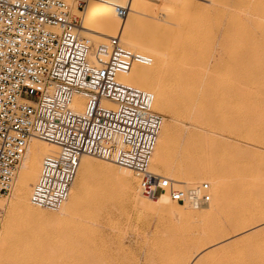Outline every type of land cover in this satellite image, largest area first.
Returning a JSON list of instances; mask_svg holds the SVG:
<instances>
[{"label": "rangeland", "instance_id": "obj_1", "mask_svg": "<svg viewBox=\"0 0 264 264\" xmlns=\"http://www.w3.org/2000/svg\"><path fill=\"white\" fill-rule=\"evenodd\" d=\"M193 1V8L184 10L165 0L154 8L146 6L144 34H152L154 22L176 29L184 41L178 48L186 49L190 65L200 77L197 88L202 96L219 101L227 94L233 101L240 37L249 27L255 29L256 22H264V13L252 15L251 4L258 0ZM163 50L170 53L174 48ZM161 82L166 85L161 87ZM161 82L156 87L169 94L172 81ZM159 106L154 109L164 118L160 134L164 125L173 127L168 157L177 167L198 163L212 166L218 173L225 170L228 194L221 195L218 187L202 179L200 182L211 185V202L198 209L185 204L192 216L178 221L171 216V203L182 204L168 194V203H149L139 193L134 173L88 155L95 162L93 171L82 185L78 171L70 197L81 189V200L66 214L34 206L29 218L19 217L11 208L16 186L8 196H0V264H94L92 256L109 264H186L201 256L200 264H264V99L251 126L232 118L222 124L224 109L217 103L203 111L205 129L195 132L188 128L186 115ZM157 165L151 159L149 169L184 180L183 173H169ZM223 203L227 208L221 210ZM80 212L86 219L72 225L71 219Z\"/></svg>", "mask_w": 264, "mask_h": 264}, {"label": "built area", "instance_id": "obj_2", "mask_svg": "<svg viewBox=\"0 0 264 264\" xmlns=\"http://www.w3.org/2000/svg\"><path fill=\"white\" fill-rule=\"evenodd\" d=\"M133 1L0 0V196L11 193L30 142L40 139L57 151L43 158L32 186L38 208L56 211L68 199L82 155L130 169L149 199L165 193L194 207L212 200L208 182L188 186L149 170L164 118L152 92L120 77L153 58L121 34L98 42L82 34L91 2L124 21Z\"/></svg>", "mask_w": 264, "mask_h": 264}, {"label": "bare ground", "instance_id": "obj_3", "mask_svg": "<svg viewBox=\"0 0 264 264\" xmlns=\"http://www.w3.org/2000/svg\"><path fill=\"white\" fill-rule=\"evenodd\" d=\"M160 1L134 0L132 3V13L123 22L112 12L109 6L97 2H91L88 6L82 34L91 37L96 42L106 40L110 36L121 34L122 42L130 49H140V52L143 50L146 54L149 53L148 55L151 57L153 56L152 58L153 61L155 59V62L152 61L151 64L148 65L135 64L131 71L126 75L121 76L120 79L140 89H149V91L154 94L153 107L155 105H160L161 107H159L162 110H172L176 113L186 115L190 119L188 122V128H190L191 131L195 132L197 130L205 129V121L202 119L201 115L203 111L211 109L216 106L217 103L224 109V114L222 115L223 117L221 120L222 124L228 123L232 118L244 125L248 124L251 126L259 108V103L264 99V22H256L254 24L255 29L249 27L247 30L243 31L240 37L236 51L237 70L236 82L234 85L236 93L235 99L231 101L229 95L224 94V97L220 98L219 101H215L209 97L204 98L201 92H199L197 87L198 83L201 82L199 79L200 77L193 71L190 65V58L185 52L186 49L183 47L178 48L179 45L184 43V41L178 36L176 29L163 25L160 22H154V29L151 30L152 34L145 36L144 29L146 28L143 23L146 14L145 7L148 6L149 8H154ZM165 1L179 7L180 9L186 8L193 3L195 4L193 0ZM245 1L246 0H238V2L241 3ZM190 7L193 8V6ZM251 7L253 8L252 15L254 12H256L255 15L260 14L261 12L264 13V0H258V2L251 4ZM256 17H258V15ZM156 19L159 18L156 17ZM147 43H151L153 46L149 47L147 46ZM170 46L174 48V50L170 53H166L163 49ZM150 75H154L155 78H150ZM162 79L172 81L169 94H166V90H159V87H156ZM162 84L166 85L161 82V87L164 86H162ZM224 90L227 92L226 88ZM76 99L78 100V98ZM230 110L232 112L228 113ZM172 141L173 127L164 125L163 133L162 135L160 134L152 155V161L158 163L157 168L159 167L169 173L174 171L183 173L184 180L175 179L173 177L170 178L187 183L188 186L198 185L202 183L200 182L202 179H206L214 184L215 187L219 188L221 195L228 194L226 193L228 187L225 180V170L224 172L220 170V173H218L219 171L212 166L200 165L198 163H192L185 167H177L175 161L168 157V149ZM56 151L57 146L50 142L40 139H33L30 142L23 158L22 170H20L19 174L17 173L18 177L16 176L17 179H15L16 185L14 182L16 190H14L15 196L13 197L14 201L12 200L13 203L11 208L17 216L29 218L34 211V205L30 201L32 186L39 176L43 158ZM186 156L191 158L192 162L195 161L191 153H187ZM94 164V160L88 157V155H82L80 157L79 174H77L79 175L81 185L90 178ZM120 168L127 169L124 167ZM127 170L131 171L130 169ZM216 172L218 173L217 175L215 174ZM129 188V185H126L125 191H128ZM231 191L233 193L235 192V190ZM69 197L60 208L56 210L60 215L63 213L66 214L71 207L78 206L81 200V189L75 197L73 195L70 198ZM147 201L149 203L152 202L151 204L154 202L158 205H162L166 202L168 203V198L166 194H161L154 200L151 201L150 199H147ZM209 203L203 206L209 205ZM180 204L183 206L171 203L173 207L171 216L178 221L186 220L192 216V214H190L191 212L184 207L185 204L195 209L203 207H194L188 203ZM223 204L224 205L220 207V209L223 208L221 210H224V207L226 206V203ZM1 205L2 202H0V206ZM226 208L227 206L225 209ZM77 215V218L75 217L74 219H71L70 223L72 225L80 224L83 221L84 216L86 217V214H83L82 212ZM82 215L84 216L82 217ZM92 257L97 258V256ZM94 258L90 260L93 261L94 264H109L105 259V261H103V259L101 260L99 257L97 259ZM202 258L203 256L195 258L192 262H187L186 264H200Z\"/></svg>", "mask_w": 264, "mask_h": 264}]
</instances>
